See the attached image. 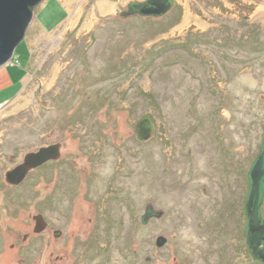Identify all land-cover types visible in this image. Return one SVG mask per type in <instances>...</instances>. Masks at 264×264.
Returning a JSON list of instances; mask_svg holds the SVG:
<instances>
[{
    "label": "rangeland",
    "instance_id": "1",
    "mask_svg": "<svg viewBox=\"0 0 264 264\" xmlns=\"http://www.w3.org/2000/svg\"><path fill=\"white\" fill-rule=\"evenodd\" d=\"M145 1L48 0L20 67L0 69V264H256L244 210L264 138V0L121 16ZM55 144L59 161L5 183ZM148 205L163 212L143 225Z\"/></svg>",
    "mask_w": 264,
    "mask_h": 264
},
{
    "label": "water",
    "instance_id": "2",
    "mask_svg": "<svg viewBox=\"0 0 264 264\" xmlns=\"http://www.w3.org/2000/svg\"><path fill=\"white\" fill-rule=\"evenodd\" d=\"M48 0H0V69L7 67L15 57L16 49L24 42L27 31L34 21L35 10ZM176 0H146L128 5L121 16L129 18H162L174 7ZM137 138L142 143L150 141L155 134V127L149 117L142 119L136 126ZM62 145L55 144L43 147L36 152L26 154L20 165L9 170L4 175V181L11 187L21 186L31 174L50 162L61 158ZM250 190L245 204L246 218L245 234L247 250L256 264H264V138L259 155L251 165L247 174ZM163 211H156L153 205L146 207L142 218L143 225L155 217H160ZM35 220V234L43 233L48 224L42 215ZM61 233H58L59 237ZM166 239L158 237L156 247L162 248Z\"/></svg>",
    "mask_w": 264,
    "mask_h": 264
},
{
    "label": "bare ground",
    "instance_id": "3",
    "mask_svg": "<svg viewBox=\"0 0 264 264\" xmlns=\"http://www.w3.org/2000/svg\"><path fill=\"white\" fill-rule=\"evenodd\" d=\"M79 5V4H78ZM68 6V5H67ZM80 7H81V5H79ZM69 7V6H68ZM99 8H100V11H101V13L102 14H109L110 12H112V11H114V8L112 7V5L110 4V3H108V2H103V3H100L99 4ZM80 11V10H79ZM80 15H78L77 17H79ZM76 18V15H72L71 16V19H69V23H68V26H69V28H70V26L71 27H73V29L74 28H76V23H78L77 21H79L78 20V18L77 19H75ZM188 20H187V22H185L184 23V25H185V27L184 28H186L187 26H188ZM57 40V39H56Z\"/></svg>",
    "mask_w": 264,
    "mask_h": 264
},
{
    "label": "crops",
    "instance_id": "4",
    "mask_svg": "<svg viewBox=\"0 0 264 264\" xmlns=\"http://www.w3.org/2000/svg\"><path fill=\"white\" fill-rule=\"evenodd\" d=\"M19 62V61H18ZM9 65H11L12 67H15V68H18V67H20V62L18 63V65H12V64H9ZM8 65V66H9ZM27 78V76L24 78V79H22V82L24 83V80ZM1 105V104H0Z\"/></svg>",
    "mask_w": 264,
    "mask_h": 264
},
{
    "label": "built area",
    "instance_id": "5",
    "mask_svg": "<svg viewBox=\"0 0 264 264\" xmlns=\"http://www.w3.org/2000/svg\"><path fill=\"white\" fill-rule=\"evenodd\" d=\"M10 64H12V65H16V64H18V62H11Z\"/></svg>",
    "mask_w": 264,
    "mask_h": 264
},
{
    "label": "flooded vegetation",
    "instance_id": "6",
    "mask_svg": "<svg viewBox=\"0 0 264 264\" xmlns=\"http://www.w3.org/2000/svg\"><path fill=\"white\" fill-rule=\"evenodd\" d=\"M142 3V2H141ZM127 9H128V6H127ZM140 17V16H139ZM143 18V17H142ZM62 151V150H61ZM50 163H52V162H50ZM50 163H48L47 165H49ZM56 234H58V233H56Z\"/></svg>",
    "mask_w": 264,
    "mask_h": 264
}]
</instances>
